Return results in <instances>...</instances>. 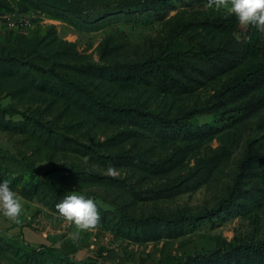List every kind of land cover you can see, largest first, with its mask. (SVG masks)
<instances>
[{"label":"rangeland","instance_id":"1","mask_svg":"<svg viewBox=\"0 0 264 264\" xmlns=\"http://www.w3.org/2000/svg\"><path fill=\"white\" fill-rule=\"evenodd\" d=\"M0 1L34 17L0 29V180L23 205L0 219V264H50L45 248L70 237L94 264L264 241V163L245 162L264 157V55L244 52L245 25L219 29L229 12L202 0H171L161 16L124 13L131 0ZM72 192L94 200L95 228L58 213Z\"/></svg>","mask_w":264,"mask_h":264},{"label":"trees","instance_id":"2","mask_svg":"<svg viewBox=\"0 0 264 264\" xmlns=\"http://www.w3.org/2000/svg\"><path fill=\"white\" fill-rule=\"evenodd\" d=\"M181 4H187L192 0H176ZM204 3L208 4V0H202ZM171 0H131L126 1L122 4V11L124 13H130L132 15H142L144 11L151 10L154 12L156 16H161L162 14L157 11V8H166L170 7ZM11 10L7 9L5 3L0 1V12H10ZM240 23L235 18L234 15L230 13H226L224 17L220 18L218 22L215 24L221 30L229 31V32H238ZM14 32V31H12ZM242 48L245 53L255 56L264 55V25L253 26V25H245V30L242 35ZM205 55H208L207 53ZM65 84L72 86L77 89L78 87L73 86L70 82L65 80H61ZM100 108H105L106 106L97 103ZM113 110H117L124 113H130L129 110H118L113 108ZM202 110L191 111L188 115H193L195 113H201ZM153 120H158L155 115H148ZM164 122V121H162ZM171 122L170 124H172ZM122 158V157H121ZM251 160L259 161L264 163V157H259L257 155H250L246 157L245 162H249ZM229 203L226 204L225 208L233 205V201L229 200ZM222 204L220 207L216 209H212L210 211L205 212L203 215H199L197 217H175L171 221H163L166 225H177L178 221L183 219L189 221H198L209 218L210 216H214L221 211ZM182 218V219H181ZM132 222L133 229H144L150 228L153 226L152 221L148 219H140L139 221H134L130 219ZM45 251L50 256V264H94L92 259L77 262L74 259L61 255L57 252L56 249L52 247L45 248ZM45 253V252H44ZM38 254V253H33ZM40 254H43L40 253ZM21 264H30V263H21ZM174 264H264V241H259L256 243H244L236 246H229L227 248H217L216 250L209 252L207 254H198L193 257H187L182 261H178Z\"/></svg>","mask_w":264,"mask_h":264},{"label":"clouds","instance_id":"3","mask_svg":"<svg viewBox=\"0 0 264 264\" xmlns=\"http://www.w3.org/2000/svg\"><path fill=\"white\" fill-rule=\"evenodd\" d=\"M226 8L242 25H264V0H208V7ZM107 174L116 176L111 166ZM22 197L12 190L8 180H0V214L11 219L17 218L22 210ZM58 213L68 223L80 230H91L99 222V213L93 199L72 192L56 205Z\"/></svg>","mask_w":264,"mask_h":264},{"label":"built area","instance_id":"4","mask_svg":"<svg viewBox=\"0 0 264 264\" xmlns=\"http://www.w3.org/2000/svg\"><path fill=\"white\" fill-rule=\"evenodd\" d=\"M34 26V17L30 14L14 11L0 12V29L7 31H27Z\"/></svg>","mask_w":264,"mask_h":264},{"label":"crops","instance_id":"5","mask_svg":"<svg viewBox=\"0 0 264 264\" xmlns=\"http://www.w3.org/2000/svg\"><path fill=\"white\" fill-rule=\"evenodd\" d=\"M1 218L2 220H4L5 216H3V214H0V219ZM1 231L2 229H0V232ZM50 247L56 249L57 252L60 253L61 255L68 256L70 258H72L73 255L76 256L74 260L77 262H82L92 259V257H89L83 253L78 238L70 237V239L61 242L59 245L51 244ZM16 264H20V263H16Z\"/></svg>","mask_w":264,"mask_h":264}]
</instances>
